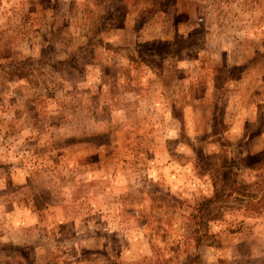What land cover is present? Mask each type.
<instances>
[{
  "label": "rangeland",
  "instance_id": "obj_1",
  "mask_svg": "<svg viewBox=\"0 0 264 264\" xmlns=\"http://www.w3.org/2000/svg\"><path fill=\"white\" fill-rule=\"evenodd\" d=\"M0 264H264V0H0Z\"/></svg>",
  "mask_w": 264,
  "mask_h": 264
},
{
  "label": "trees",
  "instance_id": "obj_2",
  "mask_svg": "<svg viewBox=\"0 0 264 264\" xmlns=\"http://www.w3.org/2000/svg\"><path fill=\"white\" fill-rule=\"evenodd\" d=\"M218 193H219V191H218ZM218 193L216 194V197H219V196H217V195H218ZM207 201H208V199L206 200V203H207ZM206 203H203V205H205Z\"/></svg>",
  "mask_w": 264,
  "mask_h": 264
}]
</instances>
